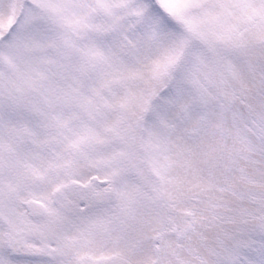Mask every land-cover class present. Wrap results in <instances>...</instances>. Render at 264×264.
Here are the masks:
<instances>
[{
  "label": "snow or ice",
  "instance_id": "snow-or-ice-1",
  "mask_svg": "<svg viewBox=\"0 0 264 264\" xmlns=\"http://www.w3.org/2000/svg\"><path fill=\"white\" fill-rule=\"evenodd\" d=\"M0 264H264V0H0Z\"/></svg>",
  "mask_w": 264,
  "mask_h": 264
}]
</instances>
